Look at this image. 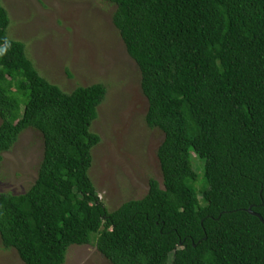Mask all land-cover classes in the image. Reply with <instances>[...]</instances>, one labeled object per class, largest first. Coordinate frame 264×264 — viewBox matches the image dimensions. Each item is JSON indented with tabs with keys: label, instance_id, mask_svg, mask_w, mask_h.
Segmentation results:
<instances>
[{
	"label": "trees",
	"instance_id": "trees-1",
	"mask_svg": "<svg viewBox=\"0 0 264 264\" xmlns=\"http://www.w3.org/2000/svg\"><path fill=\"white\" fill-rule=\"evenodd\" d=\"M108 2L145 123L164 134L162 182L108 210L90 176L107 87L65 92L41 76L0 0V164L27 130L44 143L29 190L0 193L2 246L24 264H65L85 245L110 264H264V224L248 212L264 220V0Z\"/></svg>",
	"mask_w": 264,
	"mask_h": 264
},
{
	"label": "rangeland",
	"instance_id": "rangeland-1",
	"mask_svg": "<svg viewBox=\"0 0 264 264\" xmlns=\"http://www.w3.org/2000/svg\"><path fill=\"white\" fill-rule=\"evenodd\" d=\"M10 16L8 36L25 44L39 74L65 92L104 84L105 101L92 130L101 137L90 176L108 210L143 198L149 179L160 184L157 150L164 140L145 123L147 99L137 64L112 24L108 0H2ZM1 123V121H0ZM40 133L25 131L3 154L0 193L24 194L35 183L43 158ZM194 161V158H193ZM203 163L194 161L200 173ZM0 264H24L15 249L2 246ZM65 264H110L95 246H73Z\"/></svg>",
	"mask_w": 264,
	"mask_h": 264
},
{
	"label": "water",
	"instance_id": "water-1",
	"mask_svg": "<svg viewBox=\"0 0 264 264\" xmlns=\"http://www.w3.org/2000/svg\"><path fill=\"white\" fill-rule=\"evenodd\" d=\"M248 212H249L251 215H253V216L259 218V219L261 220V222L264 224V220H263V218H262L259 214L254 213V212L251 211L250 209L248 210Z\"/></svg>",
	"mask_w": 264,
	"mask_h": 264
}]
</instances>
